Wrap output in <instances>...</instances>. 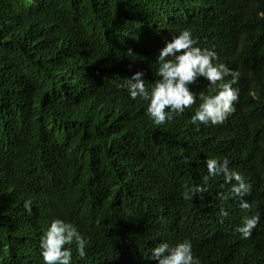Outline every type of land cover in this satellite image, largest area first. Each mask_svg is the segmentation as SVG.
Returning <instances> with one entry per match:
<instances>
[{"label": "trees", "instance_id": "obj_1", "mask_svg": "<svg viewBox=\"0 0 264 264\" xmlns=\"http://www.w3.org/2000/svg\"><path fill=\"white\" fill-rule=\"evenodd\" d=\"M183 29L239 73L223 124H191L197 98L154 125L120 87L142 71L150 89L159 50ZM213 157L250 183V210L223 176L183 198ZM252 215L244 239L236 227ZM54 218L88 241L83 259L69 246L72 264H157L153 247L184 239L201 264H264V0H0V264H44Z\"/></svg>", "mask_w": 264, "mask_h": 264}, {"label": "clouds", "instance_id": "obj_2", "mask_svg": "<svg viewBox=\"0 0 264 264\" xmlns=\"http://www.w3.org/2000/svg\"><path fill=\"white\" fill-rule=\"evenodd\" d=\"M158 62V80L149 89L146 87L144 73L136 71L130 78H126L120 87L128 93L132 100L138 97L148 102L146 115L154 125H163L171 120L173 115L184 113L197 101H201L198 109L190 118V123L199 128L200 124L220 125L235 111L234 104L238 101L239 90L233 87L238 83L239 73L232 71L223 64H217V55L210 48H201L193 37L190 29H183L178 35H174L159 50L156 57ZM231 79L225 82V77ZM200 78L206 80L209 85L219 84V90L214 95H206L203 92L194 93L191 85L196 84ZM207 176L203 184L187 188L183 193L185 200H192L207 191L209 177L223 176L226 184H231V193L240 198L239 207L242 210H250L251 205L245 196L250 195L251 185L238 171L229 168L227 158H208L205 161ZM24 209L32 212V201H24ZM221 216L228 213L221 210ZM260 222L259 215L244 216L236 231L244 239L250 238L253 229ZM88 241L71 222L60 218H54L44 230L40 238L41 256L44 264H72L75 245L81 259L84 258ZM193 245L189 239L170 246L167 242H161L151 250V259L157 264H201V260L193 253Z\"/></svg>", "mask_w": 264, "mask_h": 264}]
</instances>
